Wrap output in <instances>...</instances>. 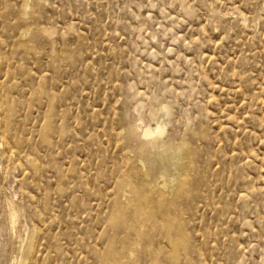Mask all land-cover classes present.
Wrapping results in <instances>:
<instances>
[{
	"label": "rangeland",
	"instance_id": "1",
	"mask_svg": "<svg viewBox=\"0 0 264 264\" xmlns=\"http://www.w3.org/2000/svg\"><path fill=\"white\" fill-rule=\"evenodd\" d=\"M24 263L264 264V0H0V264Z\"/></svg>",
	"mask_w": 264,
	"mask_h": 264
},
{
	"label": "bare ground",
	"instance_id": "2",
	"mask_svg": "<svg viewBox=\"0 0 264 264\" xmlns=\"http://www.w3.org/2000/svg\"><path fill=\"white\" fill-rule=\"evenodd\" d=\"M159 123V122H158ZM148 126V125H147ZM146 127V126H145ZM164 128H165V126L162 124V123H159L158 125H157V127H155V129H153V128H151V127H146L144 130H143V136L144 137H146V138H152V137H154V136H157V135H162L163 133H164ZM166 130V129H165ZM150 138V139H151ZM179 149V148H178ZM181 149V148H180ZM184 150V149H183ZM175 156V155H174ZM178 156V155H177ZM179 157H180V155H179ZM178 158V157H177ZM182 167V166H181ZM181 176V175H180ZM163 185V184H162ZM161 185V186H162ZM164 186H166L165 184H164ZM8 205H9V203H8ZM11 205H13V204H11ZM11 207H13V206H11ZM10 209V208H9ZM15 211V210H14ZM10 213V212H9ZM11 214V213H10ZM17 215V214H16ZM9 217H11V219H14V215H13V211H12V214H11V216H9ZM10 221H12V220H10ZM13 223H14V221H13ZM10 224H12V223H10ZM12 226V228H13V224L11 225ZM16 226V225H15ZM33 239V238H32ZM34 242V241H33ZM32 245V244H31ZM27 250V249H26ZM28 251V250H27ZM29 251H30V248H29ZM28 253V252H27ZM27 253H25V254H27ZM24 256V255H23ZM26 256V255H25ZM24 258V257H23ZM22 259V258H21ZM26 260H27V258H26ZM24 261L25 263L27 262V261ZM23 262V261H22ZM24 263V264H25Z\"/></svg>",
	"mask_w": 264,
	"mask_h": 264
}]
</instances>
